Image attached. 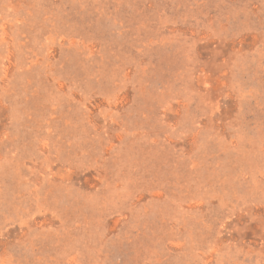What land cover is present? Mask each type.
<instances>
[{"label":"rangeland","instance_id":"rangeland-1","mask_svg":"<svg viewBox=\"0 0 264 264\" xmlns=\"http://www.w3.org/2000/svg\"><path fill=\"white\" fill-rule=\"evenodd\" d=\"M0 264H264V0H0Z\"/></svg>","mask_w":264,"mask_h":264}]
</instances>
